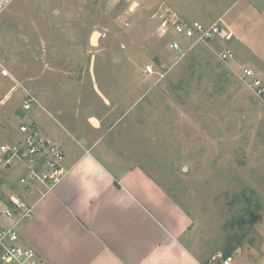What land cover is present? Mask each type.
I'll return each mask as SVG.
<instances>
[{
  "label": "rangeland",
  "instance_id": "374dc122",
  "mask_svg": "<svg viewBox=\"0 0 264 264\" xmlns=\"http://www.w3.org/2000/svg\"><path fill=\"white\" fill-rule=\"evenodd\" d=\"M13 1L15 13L0 15L8 48L1 57L22 77L0 81V145L23 137L20 125L31 119L26 91L50 105L34 111L58 144L81 139V115L97 117L104 128L97 133L107 132L114 151L140 162L192 214L194 230L215 253L211 261H221L225 243L241 233L233 264H253L251 254L240 258L245 248L264 263V104L235 72L250 67L264 80V0H167L190 20L210 24L221 16L229 31L184 56L169 48L173 37L157 34L156 0H136L133 9L135 0ZM226 47L235 56L228 62L213 52ZM2 160L0 153L8 196L25 167ZM5 208L0 201L7 223Z\"/></svg>",
  "mask_w": 264,
  "mask_h": 264
},
{
  "label": "crops",
  "instance_id": "0c3cea01",
  "mask_svg": "<svg viewBox=\"0 0 264 264\" xmlns=\"http://www.w3.org/2000/svg\"><path fill=\"white\" fill-rule=\"evenodd\" d=\"M13 3L0 15L5 10L14 14ZM7 49L0 34V81L4 75L19 80L21 73L16 74L1 57ZM26 94L27 99L31 93ZM40 103L48 111L50 105ZM34 107L39 106L33 105L27 116L39 127ZM17 113L25 116L23 110ZM81 116L85 130L81 139L54 142L65 152V177L44 193L21 184L8 195L10 199L17 195L33 206L32 217L19 226L21 244L34 248L44 264L212 263L215 253L204 245L194 230L192 214L171 189L140 162L131 163L117 154L106 140L107 132L98 134L104 130L99 118L94 117L98 122L94 125L91 116ZM93 132L98 135L93 137ZM11 139L15 142L18 136ZM238 253L243 254L238 256L241 259L251 254L253 264L261 261L253 248Z\"/></svg>",
  "mask_w": 264,
  "mask_h": 264
},
{
  "label": "built area",
  "instance_id": "2783aa9c",
  "mask_svg": "<svg viewBox=\"0 0 264 264\" xmlns=\"http://www.w3.org/2000/svg\"><path fill=\"white\" fill-rule=\"evenodd\" d=\"M12 1L0 0V12ZM151 20L157 24L156 32L159 37L164 39L173 37L169 48L182 56L199 43L208 44L216 37L229 36V32L220 25L221 19L211 24L190 20L167 0H157ZM185 42H190L191 45L186 48ZM214 51L224 62L235 57L230 47ZM146 70L151 72L152 65H148ZM235 72L264 104V80L257 72L250 67H243ZM35 104L42 106L40 101L30 94L23 108L31 111ZM20 131L23 134L21 139L0 145V153L3 156L1 163L9 166L20 162L25 167V173L20 178L21 184L27 188L40 189L41 193L51 190L68 172L63 164L65 159L63 148L46 138L34 120L21 123ZM10 200L12 205L6 206L2 211L7 223L0 220V264H44L34 248L20 242L19 226L32 217L33 206L17 195L11 196ZM221 259V264H233V256Z\"/></svg>",
  "mask_w": 264,
  "mask_h": 264
},
{
  "label": "trees",
  "instance_id": "16d2710c",
  "mask_svg": "<svg viewBox=\"0 0 264 264\" xmlns=\"http://www.w3.org/2000/svg\"><path fill=\"white\" fill-rule=\"evenodd\" d=\"M222 37H216L215 39L211 40V41H214V40H217V39H221ZM210 41V42H211ZM209 42V43H210ZM213 49V48H212ZM215 49H213V52L215 53L214 51ZM216 54V53H215ZM217 55V54H216ZM220 60V59H219ZM1 175H0V201H3L6 206H11L12 205V202L10 200V198L7 196V194L5 193V191L2 189V182H1ZM251 198L248 199V201H250ZM237 224L239 226V229L241 231L245 230L246 228V223L244 221V219L240 218L237 220ZM244 236L241 235V233H237L236 235H234L233 237L230 238L229 241H227L225 243V245L223 246V248L225 249L224 250V253H223V257L222 258H226L228 256H232V253L236 251L237 247H235L236 245L237 246H241L243 243H244ZM222 261V259H221ZM221 261H216V262H212L210 264H221Z\"/></svg>",
  "mask_w": 264,
  "mask_h": 264
},
{
  "label": "water",
  "instance_id": "95a60500",
  "mask_svg": "<svg viewBox=\"0 0 264 264\" xmlns=\"http://www.w3.org/2000/svg\"><path fill=\"white\" fill-rule=\"evenodd\" d=\"M128 1H132V0H128ZM133 4L131 5V7H130V9H133L135 6H138L139 5V3L137 2V1H134V2H132ZM99 36H100V33L98 32V31H95L94 32V34H93V36H92V39H91V42L94 44V45H97L98 44V40H97V38H99ZM96 88H97V86H96ZM97 91L99 92V94L102 96V94H101V92H100V90L97 88ZM104 97V96H103ZM105 100H106V98H105ZM96 119L94 118V117H92L91 118V122L94 124V125H96V124H98V122L96 123V121H95Z\"/></svg>",
  "mask_w": 264,
  "mask_h": 264
},
{
  "label": "bare ground",
  "instance_id": "6f19581e",
  "mask_svg": "<svg viewBox=\"0 0 264 264\" xmlns=\"http://www.w3.org/2000/svg\"><path fill=\"white\" fill-rule=\"evenodd\" d=\"M96 121V120H95ZM96 123H97V121H96Z\"/></svg>",
  "mask_w": 264,
  "mask_h": 264
}]
</instances>
